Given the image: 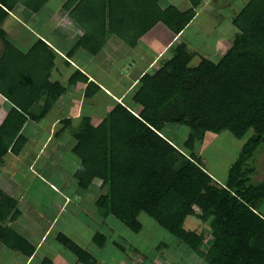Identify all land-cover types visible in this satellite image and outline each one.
<instances>
[{
    "label": "trees",
    "instance_id": "obj_1",
    "mask_svg": "<svg viewBox=\"0 0 264 264\" xmlns=\"http://www.w3.org/2000/svg\"><path fill=\"white\" fill-rule=\"evenodd\" d=\"M201 1L190 0L192 7L184 13L171 6L169 26L179 33L194 18ZM7 14L0 5V19ZM233 21L240 33L219 61L203 58L198 66H191L195 53L181 42L159 70L146 73L134 95L143 106L138 115L119 104L97 126L89 117L83 118L74 131V150L82 159L76 175L84 188L94 179L111 183L110 195L103 194L97 204L126 226H132L144 211L209 264H264V216L257 213L264 201V184H249L253 162L264 144V0H251ZM14 51L9 48L0 63L17 56ZM43 82L31 88L22 83L19 101L4 93L14 106L0 124V164L8 152L5 138L14 140L12 150L18 152L26 141L20 131L27 117L40 120L63 90L47 79ZM44 93L46 101L34 113ZM186 120L192 129L189 148L208 132L247 137L222 186L200 157L184 154L166 138L170 125ZM0 195L5 197L1 190ZM10 204L9 200L0 203L3 219L15 207V202ZM189 215L210 221L214 240L208 250L202 247V234L182 225ZM0 231L9 237L10 247H19L14 237L20 236L12 228L0 225ZM104 238L98 233L95 241L102 244ZM20 239L29 246L22 250L31 255L34 246ZM59 240L81 262L96 264L94 255L68 236L61 234Z\"/></svg>",
    "mask_w": 264,
    "mask_h": 264
},
{
    "label": "crops",
    "instance_id": "obj_2",
    "mask_svg": "<svg viewBox=\"0 0 264 264\" xmlns=\"http://www.w3.org/2000/svg\"><path fill=\"white\" fill-rule=\"evenodd\" d=\"M250 1L202 0L194 18L177 33L167 23L170 8L184 13L192 7L190 0H0L8 12L0 19V62L9 48L19 58L31 60L37 55L24 72L35 74L42 66L44 80L63 88L45 116L27 117L20 131L26 141L18 152L12 150L14 140L5 138L8 152L0 164L5 197L0 195V203L9 200L15 207L6 219L0 211V225L12 228L35 250L26 254L24 247L29 246L18 236L14 242L19 247H10L9 237L0 231V264L74 263L72 251L59 255L60 248L50 249L61 243L55 232H79L76 225L89 214L84 205L99 180L87 188L80 185L76 128L87 117L99 125L119 104L138 115L143 106L134 95L142 77L159 70L181 42L196 58L220 60L240 33L235 15ZM90 82L95 85L88 86ZM47 95L37 101L38 107H43ZM13 104L0 91V124ZM34 184L37 193L27 200Z\"/></svg>",
    "mask_w": 264,
    "mask_h": 264
},
{
    "label": "rangeland",
    "instance_id": "obj_3",
    "mask_svg": "<svg viewBox=\"0 0 264 264\" xmlns=\"http://www.w3.org/2000/svg\"><path fill=\"white\" fill-rule=\"evenodd\" d=\"M1 42L2 40L0 39V52ZM37 58V55H35L34 58L29 60L15 55L9 56L6 61L0 63V91L19 101V99L23 98L19 93L22 90V83L28 84L31 88L43 82L45 70L41 69L42 66L35 74L24 72L26 67H31L32 63L37 61ZM203 58L208 57L203 56ZM202 59L193 57L191 66H198ZM212 61L217 62L219 60ZM37 105L34 106V113H39L41 110ZM12 115L16 114L12 113ZM190 127L187 120L170 125L167 129V137L184 154L193 152L200 157L206 171L213 176L217 182L216 184L222 186V183L227 178L230 166L238 158L247 137L238 138L230 131H223L219 134L208 132L204 137L195 139L191 146L192 148H189L187 146L188 138L192 132ZM251 133L250 131L248 135ZM253 166L255 171L250 175L251 181L249 184L261 186L264 184V144L261 145L260 152L254 160ZM96 181L98 182H94L93 190L87 198L88 202L84 205L85 211L89 212V214L84 215L83 221H80V224L78 222V225H76L79 232L71 229H67L64 233L57 231L55 233L58 240L61 234L68 236L72 242L93 254L96 258V264H209L204 257L182 246L179 239L171 235L164 226L144 211L139 213L136 222L132 226L124 225L109 210L104 211L99 208L100 212L104 214L99 215L96 211L97 200L103 194L110 195L111 183L104 182L102 179ZM36 193L37 189L34 184L33 187L28 188L27 200L34 197ZM196 209L200 212L198 207ZM258 209V212L262 211L264 213V201ZM88 218H90V222L87 221ZM182 225L186 229L202 234L203 249L206 251L210 248L214 237L209 220L189 215L184 219ZM98 233L105 237L102 244L95 241ZM56 247L50 250L57 251L60 248L57 251L59 255L69 250L62 242H57ZM50 250H47L46 253L50 252ZM48 254L53 255L52 253ZM69 254L73 253L69 252ZM59 260L62 261V258H59ZM73 264L85 263L75 256Z\"/></svg>",
    "mask_w": 264,
    "mask_h": 264
}]
</instances>
